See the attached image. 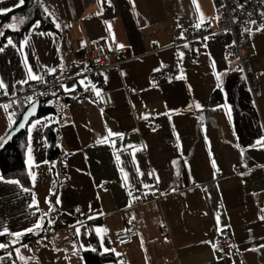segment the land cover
I'll return each instance as SVG.
<instances>
[{
	"label": "crops",
	"instance_id": "1",
	"mask_svg": "<svg viewBox=\"0 0 264 264\" xmlns=\"http://www.w3.org/2000/svg\"><path fill=\"white\" fill-rule=\"evenodd\" d=\"M45 1L55 29L37 22L19 45L6 41L0 91L14 94L55 69L63 157L53 171L44 130L58 114L34 119L26 151L32 187L0 176V250L9 264H85L92 238L118 256L106 264H264V18L239 34L244 64L259 76L254 96L240 57L228 52L230 31L176 43L179 14L195 25L215 21V0ZM17 3L0 0V9ZM122 47L129 57L119 66L98 69L86 58L100 48L116 60ZM161 68L172 78L154 87L149 77ZM217 89L223 100L212 105ZM104 90L115 101L106 110L97 95ZM3 105L0 140L14 122ZM131 217L137 234L118 245ZM28 229L49 239L23 240ZM226 230L237 249L224 256L212 244ZM14 233L22 235L4 239Z\"/></svg>",
	"mask_w": 264,
	"mask_h": 264
},
{
	"label": "built area",
	"instance_id": "2",
	"mask_svg": "<svg viewBox=\"0 0 264 264\" xmlns=\"http://www.w3.org/2000/svg\"><path fill=\"white\" fill-rule=\"evenodd\" d=\"M215 2L219 10L218 19L215 21H207L200 25V27H197L194 23L189 22L183 13L179 14L178 25L180 27L181 35L176 43L191 42L195 39H205L209 35L217 32L230 31L234 38V44L233 48L228 50V52H237L242 62V69L248 77L251 92L254 96H256L259 92V76L255 74L250 67H247L244 64L245 51L244 45L239 39V34L244 28L257 23L264 18V0H215ZM113 54L117 56L116 60L111 58L108 51L97 48L90 51L86 58L89 62H95L98 65V69H105L119 66L123 60L129 57L127 47H122ZM41 77L42 81L34 79L27 82L24 90L16 88L14 94L0 92V104L9 105L8 113L14 116L15 102L28 106L35 100L48 98L59 92L63 80L57 76L55 71L51 72L48 70ZM171 78L172 74L165 68L159 69L149 77L150 83L154 87L160 86L163 80ZM29 97L31 98L30 100L28 99ZM99 102L102 109L106 110L110 108L115 102L113 92L111 90L102 91L99 94ZM108 186V181L102 183V188L107 189ZM130 195L131 197L138 198L141 201L149 198L145 192L139 190H132ZM260 215L261 218L264 217V208ZM136 234L137 221L134 217H131L126 222L125 230L117 235L116 242L118 245L130 243ZM163 235L169 237L167 229L163 230ZM43 236L49 239V233ZM13 237V234H7L4 239L11 240ZM215 245V250L224 256L226 255L228 249H237V244L232 239L229 230L224 231L223 234L217 237ZM9 263L10 259L8 257H4L2 259L1 264Z\"/></svg>",
	"mask_w": 264,
	"mask_h": 264
},
{
	"label": "trees",
	"instance_id": "3",
	"mask_svg": "<svg viewBox=\"0 0 264 264\" xmlns=\"http://www.w3.org/2000/svg\"><path fill=\"white\" fill-rule=\"evenodd\" d=\"M21 19H23V23H20ZM37 22H39V29L41 31L55 29V21L47 9L45 0H24L23 5L14 7L11 11L6 13H0V32L3 33V35H0V48L4 46L9 38L19 45L20 42L26 38L32 26ZM8 24H14L15 27H5ZM60 93L61 92H57L51 97L41 99L39 114L31 120L32 122L34 119L49 113L58 114V121L47 126L44 130V135L46 136L48 142L47 157L53 171L56 170V160L63 157V152L60 147L61 115L56 106L51 102L52 98L58 96ZM222 100V92L220 89H217L211 94L210 104H218ZM26 108L27 105L16 102L14 103V122L8 129L7 133L0 140V176L6 179L18 180L26 188H31L32 182L26 165L28 127L17 134L11 142L6 144L4 143L6 136L20 120ZM42 233L37 231L29 232L24 235L23 240L35 239L40 235H43ZM92 240L94 247L84 250L81 253L85 259V264H106L110 261H116L118 259V256L114 252L101 251L99 243L96 239L92 238ZM6 253V250H0V264Z\"/></svg>",
	"mask_w": 264,
	"mask_h": 264
},
{
	"label": "snow or ice",
	"instance_id": "4",
	"mask_svg": "<svg viewBox=\"0 0 264 264\" xmlns=\"http://www.w3.org/2000/svg\"><path fill=\"white\" fill-rule=\"evenodd\" d=\"M23 3H24V0H18V3L16 4V7H19V6L23 5ZM8 11H11V9H0V13H6V12H8ZM13 19H15V18H13ZM23 22H24L23 19H21L20 23H23ZM5 27H7V28H14L15 25H14V24H8V25H6ZM35 27H36V25H33V29H35ZM57 27H59V25H57ZM197 27H200V25H197ZM0 35H3V33L0 32ZM26 42H27V40H25V43H26ZM8 43H9V44L12 43L11 39H9ZM49 71L54 72L55 69H49ZM31 79H35V80H40V81H42V77H38V76H35V75L31 76ZM2 86H3V85L0 84V87H2ZM97 95H99V92L97 93ZM28 99L30 100L31 98L29 97ZM3 107H4L5 109H7V108L9 107V105H3ZM197 107H198V105H197ZM31 114H32V113H30V115H31ZM39 123H40L39 120L35 121V124H39ZM32 126H35V125H32ZM10 127H11V125H10ZM24 127H25V124H24L23 122H21V123H19L17 130H18L19 128H24ZM29 131H31V127L29 128ZM110 134H111V133H110ZM9 138H10V137H9ZM105 139H106V138H105ZM97 142H98V143H103L104 141H103V140H100V141H97ZM257 143H258V144H261V141H258ZM262 146H264V145H262ZM30 152H31V149L29 148V153H30ZM32 178H33V180L35 179V175H34V174L32 175ZM57 203H59V201H57ZM77 211H79V209H77ZM45 215H47V214L45 213ZM261 219H264V217H262ZM50 223H51V221H50ZM35 227H40V225L37 224V225H35ZM27 231L30 232V231H32V229H28ZM97 231H99V229H98ZM105 231H107V230L105 229ZM13 235L19 237L20 235H22V233H14ZM14 243H15V241H14ZM208 243H211V242H208ZM3 247H6V245L0 244V248H3ZM25 247H26V246H25ZM212 247L215 249V248H216V245H215V244H212ZM108 250H109V249H105V251H108ZM17 251H19V249H17ZM112 251H115V249H112ZM73 254H75V253H73Z\"/></svg>",
	"mask_w": 264,
	"mask_h": 264
},
{
	"label": "water",
	"instance_id": "5",
	"mask_svg": "<svg viewBox=\"0 0 264 264\" xmlns=\"http://www.w3.org/2000/svg\"><path fill=\"white\" fill-rule=\"evenodd\" d=\"M40 107H41V100H35L34 102H32L31 104H29L27 106V108L23 112L20 120L17 122V124L14 126V128L6 136V138L4 140L5 144L11 142L17 134H19L23 130L27 129V127L30 124L31 120L38 116ZM30 113H32V114L30 115ZM21 122H23L25 124V127L24 128H19L17 130L18 125Z\"/></svg>",
	"mask_w": 264,
	"mask_h": 264
},
{
	"label": "rangeland",
	"instance_id": "6",
	"mask_svg": "<svg viewBox=\"0 0 264 264\" xmlns=\"http://www.w3.org/2000/svg\"><path fill=\"white\" fill-rule=\"evenodd\" d=\"M34 255L37 253V250H36V248L34 249ZM27 261H29V260H27ZM12 264H16V263H12Z\"/></svg>",
	"mask_w": 264,
	"mask_h": 264
}]
</instances>
